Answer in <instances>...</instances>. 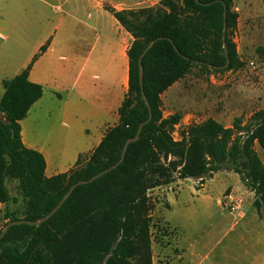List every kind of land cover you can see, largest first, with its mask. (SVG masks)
<instances>
[{"label":"trees","instance_id":"1","mask_svg":"<svg viewBox=\"0 0 264 264\" xmlns=\"http://www.w3.org/2000/svg\"><path fill=\"white\" fill-rule=\"evenodd\" d=\"M233 0H160L156 6L116 10L105 6L132 35L127 49L128 90L118 107V121L108 128L84 162L66 172L44 174V156L21 140L19 121L42 96V86L28 79L30 65L2 80L0 95V202L14 200L6 180H15L25 201L21 216L5 211V220H35L46 215L74 182L88 179L115 163L124 141L148 116L138 79L142 58V91L152 116L123 161L95 180L74 188L62 205L39 225L15 224L0 239V264H152V203L148 190L176 178L211 177L232 170L253 192V205H264V164L254 146L264 150V108L241 125L230 127L213 118L192 122L174 140L171 128L180 116L164 117L161 94L193 65L223 71L237 63L228 36L236 23ZM264 2V0H263ZM223 4L226 6L223 49ZM171 39V41L169 40ZM176 49H175V47ZM228 58L226 68H222ZM240 131L239 134L237 132Z\"/></svg>","mask_w":264,"mask_h":264},{"label":"crops","instance_id":"2","mask_svg":"<svg viewBox=\"0 0 264 264\" xmlns=\"http://www.w3.org/2000/svg\"><path fill=\"white\" fill-rule=\"evenodd\" d=\"M119 3L120 0H32L37 19L29 23L33 27L30 37L24 31V22L14 19L19 1L6 0L0 7V95L2 80L30 65L28 79L40 84L43 92L19 121L20 136L26 147L44 156V174L48 177L68 171L78 160L86 161L105 131L118 121L117 110L128 90L127 49L133 39L105 8L128 9L119 7ZM190 123L191 120L185 124ZM220 171L230 176L229 171ZM186 180L195 183L194 178H176L170 184L152 188L157 198L151 201V216L155 218L162 206L180 203V184ZM205 180L195 191L197 197ZM4 207L0 202V222L5 221ZM159 221L174 229L168 221ZM180 247L178 260L187 250ZM260 264H264V257Z\"/></svg>","mask_w":264,"mask_h":264},{"label":"rangeland","instance_id":"3","mask_svg":"<svg viewBox=\"0 0 264 264\" xmlns=\"http://www.w3.org/2000/svg\"><path fill=\"white\" fill-rule=\"evenodd\" d=\"M6 0H0V7ZM14 19L24 22V31L31 36L37 19L30 1L18 0ZM119 1V0H118ZM160 0H120L119 7L138 9L156 6ZM236 23L228 36L235 45L237 63L223 71L193 65L179 80L161 94L160 108L164 117L180 116L170 132L174 140L182 138L185 123L210 117L225 127L234 119L247 123L252 113L264 108V2L263 0H233ZM87 12V11H86ZM91 12V11H89ZM82 18L84 15L80 14ZM80 17V18H81ZM227 31V29H226ZM2 88L0 87V90ZM186 121H184V117ZM195 117V118H192ZM198 121V122H200ZM66 120L62 121L64 125ZM264 164V150L254 146ZM225 176L218 170L213 180L196 178L180 184L179 204L162 206L152 216V249L154 264H260L264 257V205L260 213L253 205V193L245 189L239 175L232 170ZM11 197L5 211L21 216L25 201L15 180H7ZM170 184V183H168ZM204 186V185H203ZM150 200L156 199L154 189L148 190ZM178 194L174 195V198ZM219 200L217 201V197ZM233 201L239 207L231 209ZM154 211V210H153ZM3 218V216H2ZM168 221L170 226L159 220ZM4 221L0 222V230ZM180 246L187 247L182 260L176 258ZM99 264V263H95Z\"/></svg>","mask_w":264,"mask_h":264},{"label":"water","instance_id":"4","mask_svg":"<svg viewBox=\"0 0 264 264\" xmlns=\"http://www.w3.org/2000/svg\"><path fill=\"white\" fill-rule=\"evenodd\" d=\"M196 1L198 2V0H196ZM225 32H226V6H225V4H223L222 43H223V49L225 51V55L227 57L226 46H225ZM160 38H162V37H157V38L153 39L151 42H149L144 47V49L141 51V53L139 54V57H138V79H139V84H140L141 93L143 95L144 102H145V104H146V106L148 108V116H147V118L144 121H142L138 125V127H137V129L135 131V134L133 136L127 138L124 141V144H123L122 150H121V155H120L119 159L115 163L110 165L109 167L104 168L103 170H101L98 173L94 174L90 178L78 180V181L74 182L72 185H70V187L67 189V191L64 193V195L61 197V199L58 201V203L46 215H44L42 217H39V218H37L35 220H29V219H23L22 218V219H15V220L7 221L3 225L1 230H0V239L7 232L8 228L10 226H12V225L20 224V223L21 224H28V225H39L40 223L46 221L62 205V203L67 199V197L71 194V192L74 190V188L76 186H78L80 184H85V183H88V182H91V181L95 180L96 178H98V177L102 176L103 174L107 173L108 171L114 169L117 165H119L123 161L128 145L130 143L135 142V141H137L139 139L143 125L148 123L150 121V119H151V116H152L150 103H149V101L147 100L146 96L143 94V91H142L143 66H142L141 61H142V58H143L144 54L150 49V47L153 45V43L156 40L160 39ZM169 40L171 41V39H169ZM175 49H176V47H175ZM228 62H229V60H228V58H226L225 63L223 65H221V67L222 68H226L227 65H228ZM239 133H240V131L237 132V134H239Z\"/></svg>","mask_w":264,"mask_h":264},{"label":"built area","instance_id":"5","mask_svg":"<svg viewBox=\"0 0 264 264\" xmlns=\"http://www.w3.org/2000/svg\"><path fill=\"white\" fill-rule=\"evenodd\" d=\"M200 180V179H199ZM239 207V202L238 201H233L232 203H231V209L232 210H235V209H237Z\"/></svg>","mask_w":264,"mask_h":264}]
</instances>
